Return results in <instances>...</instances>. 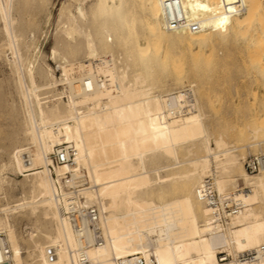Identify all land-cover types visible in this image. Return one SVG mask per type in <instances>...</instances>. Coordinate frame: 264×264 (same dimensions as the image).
<instances>
[{"label": "bare ground", "instance_id": "6f19581e", "mask_svg": "<svg viewBox=\"0 0 264 264\" xmlns=\"http://www.w3.org/2000/svg\"><path fill=\"white\" fill-rule=\"evenodd\" d=\"M22 1L0 0V29L13 57L9 59L16 77L12 80L23 100L25 115L20 118L18 130L29 144L15 143L7 168L26 177L25 187L30 193L28 198L25 194L18 198L20 201L17 199L19 202L6 207H25L29 213L37 214L39 224L41 219L53 224L48 230L41 222L37 224L41 229L34 225L36 233H28V246L37 256L34 264H117L118 258L127 263L135 254L144 258V264H237L236 256L264 243V168L249 174L239 164V154L233 146L227 147L221 135L211 137L200 104L189 87L191 82L187 89L165 94L152 90L151 80L157 72L161 75L169 70L173 83L178 84L183 71L182 59L171 56L173 47L167 49L168 44L161 41L165 40L166 29H174V35L183 38L185 45H198L202 21L213 17L209 12L203 14L209 5L207 0H137L145 11L143 17L135 18L137 22L132 14H126V0H75L74 6L71 1L73 10L61 5L49 53L59 76L47 63L33 66L19 50L20 33L15 24L20 17L16 15V5ZM235 6L242 9L240 2ZM250 17L245 25L238 22L247 26V43L250 47L264 46V24ZM173 19L180 24L173 25ZM191 24L197 28L192 29ZM116 42L122 43L124 51L127 49L126 56L135 66L130 78L126 64L120 66L119 56L116 58L109 50ZM60 83L66 88L65 98L56 91ZM44 88L51 89V93L55 90L58 97L49 103L40 100ZM200 94L205 98L204 90ZM259 126L251 131L255 142ZM261 134L259 137L264 135ZM62 143L72 147L73 157L70 162L55 164L49 153ZM6 146L9 147L7 143ZM179 147L191 154L197 148L200 151L185 160L188 169L179 174L191 187L196 185L193 193L158 202L149 194L145 197L142 190L156 180L152 182L144 166L145 157H155L158 151L175 159ZM159 166L152 169L157 179L165 181L166 175L158 174ZM208 175L218 195L231 193L241 204L222 223L211 220L209 208L197 192ZM239 177L249 188L232 191ZM76 185L82 201L98 207L99 239L90 230L76 231L63 211L68 201L66 188ZM229 186L233 187L227 191ZM9 222L0 218V262L18 264L23 260L21 247ZM218 253H224L226 259L219 262Z\"/></svg>", "mask_w": 264, "mask_h": 264}, {"label": "rangeland", "instance_id": "374dc122", "mask_svg": "<svg viewBox=\"0 0 264 264\" xmlns=\"http://www.w3.org/2000/svg\"><path fill=\"white\" fill-rule=\"evenodd\" d=\"M39 1L40 0H23L22 3L18 2L16 5V15L20 17L18 21L21 22L23 26L21 27L18 21L15 24L16 32L20 33L18 44H21V46L18 45L19 50L22 54L25 53L27 55L28 60L32 61L33 66H44L43 64L47 63L55 69V75L59 76L58 66L49 58L51 49L50 47H52V45L54 44L53 41L55 40L56 35V33L54 32L55 29L53 27L56 26L55 21L57 19V13L60 6L64 5L66 9L73 10V6L76 1ZM237 2H240V7H242V9H239L235 6V3ZM71 3L73 6L71 5ZM87 3L88 2L85 1L86 7ZM207 3L209 5L206 6L207 9L203 10V14L209 12L211 15H213V17L204 18V20L202 21V28L200 29L201 37L199 39L200 42L198 45L192 44L191 46H187L185 45L183 38L178 39L177 36L174 35L176 33L174 29H166L165 34H163V36H165V40L161 41L168 44L166 45L167 49H170L172 46L174 53L177 52V54L174 55L172 52L173 50H170L171 52H169L171 56H177L176 58L182 59L183 71L180 76V79L182 80L179 79V82H177L178 84H176V81L175 83H173L175 79H172L174 77L172 76L171 72L169 73V70L168 72L164 71L161 75H159L161 72H157L156 74H154L151 80L152 90L155 93L159 92L160 94H165L166 92H170L169 90L174 91L181 88L187 89V87L192 83V85H190L189 87L190 89H192L191 91L193 97L198 100L200 108L204 114V124L206 130L211 134V137L221 135L226 142L227 147L233 146V151H236L235 153L239 154L237 155L239 164L243 167V160L248 155L264 152V135L260 136L262 137L261 140L259 137L261 133L264 134L262 130L264 129V46L258 44L256 46L250 47L247 43V40L250 36L245 31L247 26H242L250 20V16L254 18L255 22L260 20V22L264 24V0H207ZM125 9L126 14H132L133 19L136 22L137 20L135 18L143 17V15L145 14L144 9H141L139 7L137 0H126ZM239 16H241V20L238 19ZM239 21L242 22V25H239ZM20 28L22 30H20ZM0 32V34H2L0 35V44L2 45L0 46V218L8 222L10 221V227L13 229L14 233H16L15 235H17L18 243L21 247V257L23 259L20 263L23 262L22 264H34L36 261V259L34 258H37V256H35V251L31 250V246H28V244L31 245V243H29L30 237L28 236L30 235V233L36 231V229H34L35 226H37V229L39 227V229L42 228L41 226H39L41 222V225L45 226V229L48 230L53 227V224H51V222L46 223V221L42 219H39V224L36 218L37 214L32 212V214L29 213L30 211L26 210L25 207H22L21 209L13 208L14 210L12 208H9L12 210H9L7 208L9 205V207H11L15 204V202H19L20 199H22L21 197H24L25 194H27V198L29 197L30 190L28 187H25V185L28 186V182H25L27 181V179H25L26 177L22 176L20 172L12 170L11 167L7 168L8 166H10L12 149L15 143L19 144L23 142V146L29 144L24 135L22 137V133H20V131L18 130V125H20L19 123H21V120L25 115L23 114L24 110L22 107L23 100L16 90V81L12 80L16 77L14 75L15 73L13 72L12 66H10L9 64V59L11 61V58L13 57L11 56L12 53H10L11 50L6 44L7 38L2 33L1 29ZM121 44L120 42H116L112 45L111 48H109V50L116 58L119 56V62H117L120 64V66L126 64L128 70V78H130L132 73L135 72V66L134 64H131L133 62L130 57L126 56L127 49L126 51H124L125 48ZM194 50L197 53H195ZM116 51L119 52L117 53ZM37 54L40 56H38ZM27 61L25 62V64H27ZM164 73L166 74L165 77L163 75ZM167 73H169V77ZM170 74L172 78H170ZM12 75L14 77H12ZM195 80H197V82ZM189 82L191 83L189 84ZM193 82H195L196 84ZM197 83L200 85H198ZM56 86V91H60V95L55 94V90H52V94L50 88V90H48V88H44L43 90L41 89V91L39 89L38 91H43V93L39 92L40 100L42 99L49 103L51 100H55L58 96L63 98L65 96L64 93H66V88L63 84L61 85V83ZM45 89L47 90L44 91ZM198 90H200V92H198ZM201 90L205 91V98L202 97V94L199 95V93H201ZM206 91L209 94H207ZM207 95L208 98H206ZM11 107L13 109H11ZM12 113H14V116ZM16 120L18 121L17 124ZM260 123H263L262 126L258 125ZM256 126H259V131H256L257 133L255 134H258V136L256 135L255 137L259 139L257 140L254 137V139L257 140L255 142L253 139H251L253 138V132L251 131ZM13 127L15 130L17 129L16 132L15 130L10 131V128ZM5 130H7V132ZM261 130L262 132L260 133ZM15 133L19 135H16ZM8 135H10V137ZM18 137L22 138L18 139ZM241 138L244 140H242ZM24 141H26L27 143H25ZM6 143L7 145H9V147L6 146ZM68 143H62L57 146L60 147ZM209 144L211 147H213V140H210ZM179 149L180 147L176 149L175 159L173 156H168L158 151L155 153V157H149L148 155L145 157L146 159H144V166L148 170V173L152 178V182L154 179H156L154 180L153 184L143 189L145 191L142 190L145 197H147L149 194L151 196H148L149 198H151L155 202H158L168 200L173 197H178L186 193H193L194 186L196 185L191 187L189 185L190 182L186 179L185 182L184 177L180 175L181 172L183 174L188 169V165L186 163L187 161L185 162V160H187V158L189 157H192L195 152L199 153L200 151L197 148L198 151L195 150L193 154H191L185 152L184 149ZM49 156L51 158V155ZM173 159L178 163L176 162L174 164L175 161ZM157 166L160 167L158 169V174L162 176L166 175L165 177L167 178L165 181L156 178V174L154 173V170L152 168H156ZM161 166L165 167L161 168ZM12 171H15L16 173H13ZM255 173L249 172V174ZM169 174L170 176H167ZM171 174H174L175 176H172ZM171 179L173 181H171ZM229 187L227 191L232 189L233 186ZM235 188H242L244 190H247L249 188V185L244 183L243 180L239 177L237 179L236 186H234L232 191L235 190ZM24 190H28V193H25ZM157 196L161 198L159 199V197ZM2 206H4L3 208H6L4 210L7 213H5L4 210H1L3 209ZM5 215L7 216L6 218ZM43 222H45L46 224L44 225ZM36 236L38 237L37 234ZM27 248L29 252L26 251ZM27 253L30 256H26L28 255ZM31 259L33 263L31 262ZM0 264H13V262L2 261L0 262Z\"/></svg>", "mask_w": 264, "mask_h": 264}, {"label": "built area", "instance_id": "2783aa9c", "mask_svg": "<svg viewBox=\"0 0 264 264\" xmlns=\"http://www.w3.org/2000/svg\"><path fill=\"white\" fill-rule=\"evenodd\" d=\"M173 25L180 24L178 19L172 20ZM192 29H196V24H191ZM51 159L55 164L70 162L73 157L71 146L64 144L50 153ZM244 169L247 172L255 173L264 168V152L260 154L248 155L243 160ZM79 187L69 186L66 188L67 204L64 207V213L71 226L79 232L90 230L95 239L100 238L97 227L99 217L98 207L95 204H85L79 193ZM198 195L200 199L209 208L211 220L215 222H225L230 214L235 213L241 206L231 193L218 195L214 188L213 179L210 175L205 176L198 186ZM128 262H122L119 258L117 264H144V258L140 254H135L128 258ZM226 259L224 254L218 253V261ZM237 264H264V243L259 244L252 250L244 251L236 256ZM219 264V263H218Z\"/></svg>", "mask_w": 264, "mask_h": 264}]
</instances>
